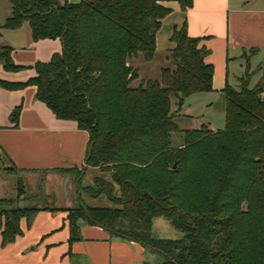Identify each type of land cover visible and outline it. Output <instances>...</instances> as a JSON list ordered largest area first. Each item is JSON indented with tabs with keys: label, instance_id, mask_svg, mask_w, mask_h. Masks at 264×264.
Returning a JSON list of instances; mask_svg holds the SVG:
<instances>
[{
	"label": "trees",
	"instance_id": "1",
	"mask_svg": "<svg viewBox=\"0 0 264 264\" xmlns=\"http://www.w3.org/2000/svg\"><path fill=\"white\" fill-rule=\"evenodd\" d=\"M11 14L2 27L26 21L32 40L59 38L60 52L36 61L22 82L0 79L6 89L34 85V98L57 119L72 120L88 133L84 166L98 170L63 208L76 239L77 221L97 225L111 236L138 242L158 256L157 264H264V72L254 86L249 73L237 87L226 84L223 126L180 129L174 111L193 93L212 91L208 49L199 37L174 27L168 50L172 67L158 79L140 80L130 59L155 55V33L171 0H8ZM182 10L193 0H172ZM0 46L5 70L23 68ZM175 97V110L170 97ZM20 105L11 112L14 125ZM182 135L179 145L171 132ZM72 170L75 169L71 168ZM70 169V170H71ZM64 171H69L64 170ZM2 201V198L0 199ZM37 206L0 208L1 245L21 232L19 220ZM156 217L181 233L153 234Z\"/></svg>",
	"mask_w": 264,
	"mask_h": 264
},
{
	"label": "crops",
	"instance_id": "2",
	"mask_svg": "<svg viewBox=\"0 0 264 264\" xmlns=\"http://www.w3.org/2000/svg\"><path fill=\"white\" fill-rule=\"evenodd\" d=\"M162 4L170 12L161 19L155 33V53L168 56V50L173 47L172 29L185 23L187 34L199 37L200 44L208 49L204 61L213 67V90L190 96L215 97L224 114L221 89L226 84L237 87L239 78L246 73H249L248 85L254 86L264 72V0H193L192 6L185 10L176 1H162ZM10 14L9 1L0 0V46H10L13 62L23 68L5 70L0 62V79L22 82L35 74L36 61H46L54 52H60L61 41L59 38L32 40L26 21L16 28L2 27ZM166 62L172 67L169 59ZM138 84L139 81L132 86ZM34 92V85L17 89L0 86V165L11 167V171L0 167V199L8 198L4 195L5 184L8 185L4 174L47 172L57 175L59 180L57 172L84 166L87 131L78 129L72 120L57 119L43 102L34 98ZM17 105L20 110L14 125L10 114ZM204 105L211 108L212 101ZM180 117L195 116L185 111L174 118L175 122ZM202 118L200 124L210 125L209 116ZM220 126L223 122L211 129ZM181 142L178 138L172 145ZM36 177L29 178L27 184L36 186ZM11 188L14 190L13 184ZM58 190L62 191L59 181ZM58 201L53 206L40 207L28 218H20L21 232L5 245L0 243V264H150L149 253L138 242L111 236L102 227L81 220L77 221V238L70 241V227L63 208L76 204L77 199L64 198L60 193Z\"/></svg>",
	"mask_w": 264,
	"mask_h": 264
},
{
	"label": "rangeland",
	"instance_id": "3",
	"mask_svg": "<svg viewBox=\"0 0 264 264\" xmlns=\"http://www.w3.org/2000/svg\"><path fill=\"white\" fill-rule=\"evenodd\" d=\"M166 59H169L168 56H164L160 53H155L154 57L150 61H146L143 59L142 54L139 53L136 57H134L131 61L132 65H135L137 69V78L134 79L131 85H134L140 80L146 79H158L160 68L164 66H169L170 64L166 62ZM134 67V66H133ZM211 99V100H210ZM171 100V108L175 110L176 99L175 97H170ZM212 101V107L208 108L204 104ZM188 112L189 114L195 116L194 118H186L180 117L177 118L176 122L180 128H197L200 126V121L203 119V116H209L211 118L210 125H207L209 128L211 127H219L220 122H223L224 114L223 111L220 110L219 101L215 97H210L209 95L200 94V95H192L190 97L185 98L180 108L174 111L175 117L182 115V112ZM199 116V117H198ZM174 117V118H175ZM221 127V126H220ZM180 138L182 139V135L178 131L171 132L170 142L171 144L176 143V140ZM2 170L11 171V167L2 168ZM59 173V180L57 175L47 174V172L39 174H4V182H7V187L5 184V197L0 201V208L5 207H29V206H37L43 207L53 206L54 204H58L60 193L64 197L63 191L58 190V181L62 185V181L65 180L64 176H68L64 183V188L66 191L65 198H69L70 195L73 196L74 200L77 199L78 195L84 198V202L91 204H104L105 201L101 199H96L95 201L90 199L83 192L80 193L78 191V187L76 185L77 178L80 176V184L87 185L91 183L92 176L98 174L97 169H92L90 167L82 166L80 168L69 169V171L57 172ZM37 176L38 179L36 182V186L28 185L29 178L32 176ZM79 177V178H80ZM78 178V179H79ZM13 181V182H12ZM31 181V180H30ZM26 182V183H25ZM13 184L14 190H12L11 186ZM76 185V186H75ZM14 191V192H12ZM152 232L154 235L159 237L166 238H179L181 233L174 229L163 217H156L153 220ZM148 261L150 264H157L159 259L155 254H148Z\"/></svg>",
	"mask_w": 264,
	"mask_h": 264
},
{
	"label": "water",
	"instance_id": "4",
	"mask_svg": "<svg viewBox=\"0 0 264 264\" xmlns=\"http://www.w3.org/2000/svg\"><path fill=\"white\" fill-rule=\"evenodd\" d=\"M67 177L68 176H64V178H65V180L67 179ZM65 180H63L62 181V185H61V190L63 191V194H64V198H65V194H66V191L67 190H65V188H64V183L66 182ZM72 195H70V197H71ZM70 206H73V205H75L74 203H72V204H69Z\"/></svg>",
	"mask_w": 264,
	"mask_h": 264
}]
</instances>
